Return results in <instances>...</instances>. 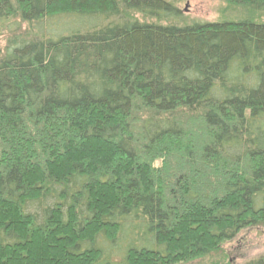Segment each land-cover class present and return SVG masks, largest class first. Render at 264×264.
<instances>
[{
	"label": "trees",
	"instance_id": "1",
	"mask_svg": "<svg viewBox=\"0 0 264 264\" xmlns=\"http://www.w3.org/2000/svg\"><path fill=\"white\" fill-rule=\"evenodd\" d=\"M4 32L0 264H181L264 227V24L0 0Z\"/></svg>",
	"mask_w": 264,
	"mask_h": 264
},
{
	"label": "rangeland",
	"instance_id": "2",
	"mask_svg": "<svg viewBox=\"0 0 264 264\" xmlns=\"http://www.w3.org/2000/svg\"><path fill=\"white\" fill-rule=\"evenodd\" d=\"M121 7L124 21L160 24L191 26L197 23L212 24L232 22L237 23L244 20L255 21L264 24V12L255 11L241 4H231L227 0H164L171 4L180 14V20L160 21L154 17L144 16L139 13L126 10L121 0H117ZM26 26H23V29ZM9 34L3 33L0 38V50L4 51ZM145 110H137V117H143ZM146 116V114H145ZM47 132V133H45ZM44 134L54 132L53 128L45 129ZM155 172L163 166L159 159L153 161ZM157 175V173L155 174ZM170 185V184H169ZM264 259V227L245 230L232 242L223 244L222 249L202 259H195L191 262L181 264H249L256 260Z\"/></svg>",
	"mask_w": 264,
	"mask_h": 264
}]
</instances>
